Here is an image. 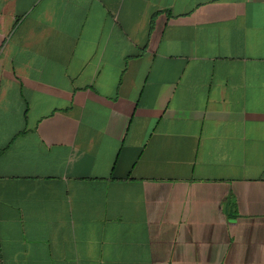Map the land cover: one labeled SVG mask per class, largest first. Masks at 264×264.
Masks as SVG:
<instances>
[{
  "label": "crops",
  "instance_id": "0c3cea01",
  "mask_svg": "<svg viewBox=\"0 0 264 264\" xmlns=\"http://www.w3.org/2000/svg\"><path fill=\"white\" fill-rule=\"evenodd\" d=\"M0 264H264V0H0Z\"/></svg>",
  "mask_w": 264,
  "mask_h": 264
},
{
  "label": "built area",
  "instance_id": "2783aa9c",
  "mask_svg": "<svg viewBox=\"0 0 264 264\" xmlns=\"http://www.w3.org/2000/svg\"><path fill=\"white\" fill-rule=\"evenodd\" d=\"M0 74H1V63H0Z\"/></svg>",
  "mask_w": 264,
  "mask_h": 264
}]
</instances>
